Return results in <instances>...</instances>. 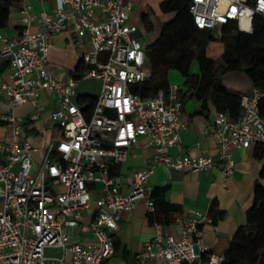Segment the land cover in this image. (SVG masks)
Listing matches in <instances>:
<instances>
[{"label": "built area", "instance_id": "obj_1", "mask_svg": "<svg viewBox=\"0 0 264 264\" xmlns=\"http://www.w3.org/2000/svg\"><path fill=\"white\" fill-rule=\"evenodd\" d=\"M18 7L23 26L17 37L0 34V101L10 106L0 113L10 128L0 138V264H111L121 214L143 200L148 212L155 211L149 186L154 166L208 172L219 162L225 188L236 170L234 149L264 144L262 94L255 90L242 98L237 120L219 112L209 127L219 140L218 160L168 151L178 144L190 93L176 84L155 97L133 91L150 77L144 36L129 24L134 0H56L52 9L40 11L21 0ZM189 11L197 27L217 37V31L221 37L222 28L232 23L250 33L255 15H264V0H190ZM35 24L43 30L32 31ZM70 27L77 35L88 33L93 49L83 50L78 40L85 69L80 78L61 80L48 69L49 38ZM89 78L99 79L101 88L86 115L77 90ZM44 92L55 98L49 121L57 136L37 162L40 149L25 135L24 119L13 110L25 103L37 107ZM142 137L154 148V163L130 175L113 172L112 166L123 165ZM93 204L89 229L95 242H71ZM175 223L178 238L157 221L155 238L136 261L121 264L224 263V255L210 251L203 238V225L213 224L209 210L181 215ZM47 249L60 253L48 256Z\"/></svg>", "mask_w": 264, "mask_h": 264}, {"label": "crops", "instance_id": "obj_2", "mask_svg": "<svg viewBox=\"0 0 264 264\" xmlns=\"http://www.w3.org/2000/svg\"><path fill=\"white\" fill-rule=\"evenodd\" d=\"M157 1L159 0H134L135 7L131 12L129 24L136 27L138 32L144 36V39L143 28H148L146 24L142 25L139 18L133 17L132 14H135L136 17L141 12L142 15L145 14L147 22L150 24L149 27L152 28L153 21H158L159 17L158 9L154 7ZM29 2L35 11L50 10L56 4V0H44L43 3L36 0H29ZM18 6L16 5L13 8L9 26L0 30V34L6 33L10 39H15L23 26ZM96 18H99V15ZM31 30L37 32L43 29L35 24L31 27ZM160 33L149 36L150 43L156 40ZM78 40L82 43L83 50L90 51L93 49L88 33L77 35L71 27L50 36L48 69L55 78L66 79L78 73L77 69L79 67L85 69L83 50L77 43ZM147 45L145 39V47ZM234 75L238 81L245 77L242 74ZM178 80L179 77L176 74L169 72L170 84H176L183 89V85H180ZM100 88L101 85L99 84L98 93L95 95L91 92H85L82 95L97 97ZM250 88L252 87L250 86ZM243 92L246 93L244 89ZM189 93L190 95L184 100L183 126L179 131L178 144L173 148H169L168 151L174 155L187 154L193 157L205 155L218 160L219 140L215 134L210 132L209 127L215 123L219 110L213 100L204 102L195 96L194 90H190ZM80 96L77 90V100ZM25 104L18 105L13 111L15 115L24 119V123L29 119L33 121L32 127L36 129V133H31L33 137L30 138L25 127L24 132L28 139L40 149L35 154V160L40 162L47 146L43 148L45 140L41 138L42 124H35L34 119L37 115L43 114L49 122L50 112L55 106V98L44 92L37 107L30 103L35 107V113L21 112ZM85 106L82 107L85 108ZM0 108L2 109L1 113L10 111V106L4 101H0ZM17 110L20 112L18 113ZM5 131V134H2L0 138H6L10 128L7 126ZM53 133H56L54 128L48 134L50 139L53 138ZM154 153L153 146L149 144L147 138L142 137L139 143L129 150L127 161L121 165V174L124 176L130 175L136 170L152 165L154 163ZM233 156L236 161V170L227 181L225 188L221 186L222 174L219 162L208 172L191 169L178 171L168 169L163 165H156L149 178L151 189L168 187L166 198L170 203L181 207V215H191L195 211H208L213 201L218 204V209L225 213L224 218L215 224H204L202 230L205 244L209 250L223 255L234 232L237 228L246 224V213L253 203L256 182H260L264 186V150L257 149L256 144H254L248 148L234 149ZM95 209V204H93L89 211L84 212L81 225L74 230L71 242L85 245L95 242V236L89 229ZM168 229L176 238L180 236L176 223L171 224ZM156 233L157 229L148 215L146 200H143L133 211L123 212L119 220V228L114 236L116 251L110 263L135 262L136 255L144 249L149 241L155 238ZM146 264L161 263L147 262Z\"/></svg>", "mask_w": 264, "mask_h": 264}, {"label": "trees", "instance_id": "obj_3", "mask_svg": "<svg viewBox=\"0 0 264 264\" xmlns=\"http://www.w3.org/2000/svg\"><path fill=\"white\" fill-rule=\"evenodd\" d=\"M21 0H0V30L6 29L12 17L13 8ZM251 2V0H250ZM190 0H163L160 10L173 14L166 22L160 35L146 46L149 79L133 91L143 97H155L159 90L168 89L169 72L176 69L184 78L183 90L195 91V96L204 102L213 100L219 112L226 113L230 119L237 120L241 113V100L245 95L258 90L260 114L264 117V15L256 14L253 20V32H242L232 23L222 28L221 37L214 31L201 29L194 23L189 11ZM142 20L149 29L147 16ZM222 62L216 66L218 61ZM197 64L198 72L194 70ZM84 68H78L74 77L80 78ZM234 74H242L252 87L250 92L236 86ZM235 82L230 84L226 78ZM237 87L241 88L238 89ZM191 94H193L191 92ZM96 101L95 96L81 95L78 99L86 115H90ZM30 119L24 123L28 132L36 133ZM4 122L0 120V126ZM53 138L57 133L52 134ZM264 150V144H256ZM115 173H121V165H113ZM264 176V174H263ZM167 186L152 189L151 198L155 204L154 213L148 212L152 224L159 221L170 226L181 215V207L170 203L166 198ZM209 213L213 224L224 218V212L218 204L212 202ZM223 264H264V186L256 182L253 203L246 213V224L237 228L224 253Z\"/></svg>", "mask_w": 264, "mask_h": 264}, {"label": "rangeland", "instance_id": "obj_4", "mask_svg": "<svg viewBox=\"0 0 264 264\" xmlns=\"http://www.w3.org/2000/svg\"><path fill=\"white\" fill-rule=\"evenodd\" d=\"M161 1L162 0L157 1V4L154 6L156 9H158V12H159L158 13V15H159L158 21H156V22L153 21V26H152V28H149V30L146 29V28H143V33L145 35V39H146V42H147L148 45L151 42L149 36H151V35L152 36H155L156 34L160 33L161 32L160 30L162 29V26L166 22H168L170 19L173 18V14L164 13V12H162L160 10L159 6H160V2ZM150 11L153 12L152 10H150ZM132 15L135 18H139V21H140V23L142 25L145 24L144 21L142 20V12L139 13L137 15V17H136L135 14H132ZM217 35L219 37V35H220L219 31H217ZM221 62H222V60L218 61L216 63V66L219 65ZM194 65H195L194 66V70L196 72H198V68H197L198 66H197L196 62H195ZM170 73L176 74L179 77V80H178L179 84L180 85H183L184 78L182 77V75L180 74V72L178 70L172 69V70H170ZM226 80L228 82H231L230 84H233L235 82L233 79H231L229 77H227ZM99 84L101 85V81L99 79H97V78L84 79L82 81V83L80 84V86L78 87V93H79V95H82V94H85V92H91L93 95H95V94L98 93V85ZM235 84H236V86H240L241 88L247 90L248 92H250V90H251L249 83L244 78L240 79ZM35 111H36L35 110V107L33 105H31L30 103L25 104V106L23 107V110H21V112H25V113H27V112L28 113H35ZM1 112H2V109L0 108V113ZM17 112H18V110H17ZM44 119H45V117H44L43 114L42 115L41 114L40 115H37V117L34 119L35 124H39V125L42 124L43 131L41 133V138H43L45 140V143L43 145V148H45L46 146H48L49 143L51 142V139H50V137H48V134L54 128V125H53L52 122H50V121L48 122V120H46V119L44 120ZM4 127H5V125L4 126H0V136H2V134H5V132H6L5 130H7V126L5 128ZM28 134H29L30 138L33 137V135L31 134V132H28ZM59 253H60V251L57 250V249H47V251H46V254L48 256L59 255Z\"/></svg>", "mask_w": 264, "mask_h": 264}]
</instances>
